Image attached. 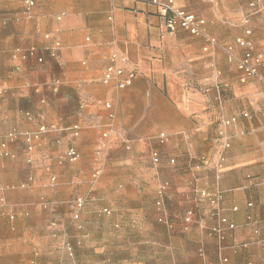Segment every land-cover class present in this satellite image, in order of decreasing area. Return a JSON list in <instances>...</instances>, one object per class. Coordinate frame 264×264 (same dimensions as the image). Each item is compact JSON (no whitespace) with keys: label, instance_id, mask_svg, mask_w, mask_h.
Instances as JSON below:
<instances>
[{"label":"crops","instance_id":"crops-1","mask_svg":"<svg viewBox=\"0 0 264 264\" xmlns=\"http://www.w3.org/2000/svg\"><path fill=\"white\" fill-rule=\"evenodd\" d=\"M173 1L202 20V34L168 31L148 0H34L29 8L22 0H0L8 11L0 14V142L9 131L56 127L33 138V150L22 135L0 146V184L25 180L23 160L32 159L44 163V180L69 165L68 147L82 155L97 143L135 150L158 145L160 164L152 171L146 152L133 158L126 150L125 161L139 163L137 178L155 179L169 150L170 162L178 159L169 172L173 186L164 192L172 210L194 209L207 227L196 239L222 238L235 252L237 243L247 245L264 229V8L251 7L252 0ZM237 37L259 57L251 60L257 75L238 67L247 48ZM109 64L121 67V76L132 71L131 84L118 88L117 75L104 82ZM73 124L77 136L64 129ZM8 190L0 196L9 204L16 200ZM217 249L224 259L218 264H232L231 252ZM14 251L21 249L7 250ZM205 262L197 256L191 264Z\"/></svg>","mask_w":264,"mask_h":264},{"label":"rangeland","instance_id":"rangeland-1","mask_svg":"<svg viewBox=\"0 0 264 264\" xmlns=\"http://www.w3.org/2000/svg\"><path fill=\"white\" fill-rule=\"evenodd\" d=\"M2 13H8L5 5L0 7ZM158 148L151 144L142 150L121 145L111 149L97 143L84 148L74 162L63 154L69 165L55 167L44 180V163L23 160L25 180L0 184V193L9 189L16 200L8 204L0 196V264H171L173 260L191 264L197 256L206 257L201 264H218L224 259H218L217 246L231 252L232 264H264V229L247 245L237 243L240 250L235 252L234 244L222 238L196 239L207 230L198 223L196 211L185 223L186 210H172L164 195L173 186L169 172L178 160L170 162L169 150L159 178L136 177L139 163L135 159L127 163L126 150L133 158L146 152L151 163L147 169L152 171L160 164L151 157ZM201 160L194 170L202 167ZM178 184L183 186L184 179ZM76 198L81 199L80 206L74 203ZM10 238L16 241L8 243ZM15 246L21 251L7 252Z\"/></svg>","mask_w":264,"mask_h":264},{"label":"built area","instance_id":"built-area-1","mask_svg":"<svg viewBox=\"0 0 264 264\" xmlns=\"http://www.w3.org/2000/svg\"><path fill=\"white\" fill-rule=\"evenodd\" d=\"M23 3L25 4L26 7H31L34 4V0H22ZM148 2L155 6L158 14L162 17L163 20V24L165 26V28L168 31H174L177 27H181L187 31H189L192 34H202V31L200 29V24L202 22L201 19L197 18L194 14L192 13H188L180 8H177L174 5V1L173 0H148ZM249 5L251 7H256L257 5H260L261 7L264 8V0H252ZM205 37L207 38V40L209 42H213L215 43V38L210 37L208 35H205ZM236 42L247 48V50L245 51V53L243 54V56L238 60V67L243 71V73L245 75H257V68L255 66V64L251 63V60H253L255 63L259 62V57L258 56H254L251 52V44L241 38V37H237L236 38ZM34 52V48L31 47L29 49V53L33 54ZM37 61H42L41 57H37ZM123 73V69L119 66H116L114 64H109L108 66H106L105 70H104V74H103V81L107 82L112 75H117L120 76L119 79L116 82V85L118 88H124L126 86H128L129 84H131L134 74L132 71H129L125 76H121ZM262 80L264 81V77H262ZM106 107H109V104H105ZM244 116L247 115V113H243ZM232 119H225L223 121L224 124H228L230 123ZM56 127L52 124L49 125H45L42 124L38 127V129L34 132H24V133H18L17 131H9L6 133L5 135V140L0 142V146L2 149H4L6 147V144L8 142L13 141L17 136L22 135L25 139L26 142V148L28 150H31L33 147L32 144V139L37 137L39 133L41 132H46L48 130H55ZM64 129H67L70 131V133L73 136H77L79 133V126L77 124H73L71 126L65 127ZM220 134L222 132H219ZM165 134L163 132H161L158 135V139L163 142L165 140ZM6 154V153H4ZM64 157L65 159H67L70 162H74L79 158V152L73 148V147H68L65 152H64ZM151 157L153 162H158L159 161V153L157 151H152L151 153ZM23 185V184H22ZM201 194H205V192H201ZM74 203L77 206L81 205V199L80 198H76ZM158 205L160 204V201L158 200L156 202ZM235 209V207L233 208ZM104 211L109 212V210L104 209ZM75 215H77V213H75ZM192 218V210L188 209L186 210L185 214H184V221L185 223H188ZM230 227H232L233 225L230 224Z\"/></svg>","mask_w":264,"mask_h":264}]
</instances>
